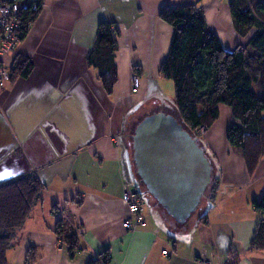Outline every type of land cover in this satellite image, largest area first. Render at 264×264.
I'll use <instances>...</instances> for the list:
<instances>
[{"label":"crops","instance_id":"0c3cea01","mask_svg":"<svg viewBox=\"0 0 264 264\" xmlns=\"http://www.w3.org/2000/svg\"><path fill=\"white\" fill-rule=\"evenodd\" d=\"M229 1L43 0L25 38L3 59L10 68L21 55L33 69L27 79L6 82L0 92V184L34 172L44 187L6 252L8 264H26L28 254L35 258L30 264H89L104 253L106 264H264V251L251 246L264 218L251 207L264 194V158L250 174L242 154L226 141V127L237 122L224 105L202 138L220 171L212 207L205 213L209 203L203 199L178 225L155 202L164 212L158 217L154 199L146 195L145 226L123 227L128 213L122 196L136 190L121 146L126 117L137 105L175 111L161 95L159 69L172 28L159 13L166 6L197 4L222 48L232 51L246 45L253 32L246 37L235 32ZM100 22L112 23L118 32L110 96L87 63ZM135 74L141 85L133 94ZM58 220L66 234L78 237L80 250L73 257L53 233Z\"/></svg>","mask_w":264,"mask_h":264},{"label":"trees","instance_id":"16d2710c","mask_svg":"<svg viewBox=\"0 0 264 264\" xmlns=\"http://www.w3.org/2000/svg\"><path fill=\"white\" fill-rule=\"evenodd\" d=\"M42 6L43 0H37L21 9L19 18L24 24L21 40ZM228 8L233 28L240 37L253 32L246 45H238L232 51L222 48L197 4L164 7L159 19L172 28V38L159 75L172 82L175 112L183 127L197 140L199 138L194 133L200 128H210L218 119L219 105L230 108L237 123L227 126L225 138L242 154L251 174L264 158V0H230ZM117 37L118 32L112 23L100 22L94 46L87 57L88 65L96 71L108 96L116 82L113 53L117 48ZM32 69L27 57L16 56L9 68L8 82L27 79ZM215 170L216 175L212 169L205 197L210 205L216 197L220 180V171ZM43 189L34 172L0 184V264H8L6 252L16 232L39 202ZM140 190L145 197V190ZM251 205L256 213L264 216V194L259 200L253 199ZM53 233L67 246L70 257L80 250L76 233L66 234L62 220L56 222ZM251 246L264 251V218L256 226ZM100 258L103 264L107 263L106 253ZM34 260L28 254L26 264ZM89 264L102 263L96 259Z\"/></svg>","mask_w":264,"mask_h":264},{"label":"water","instance_id":"95a60500","mask_svg":"<svg viewBox=\"0 0 264 264\" xmlns=\"http://www.w3.org/2000/svg\"><path fill=\"white\" fill-rule=\"evenodd\" d=\"M121 146L131 185L140 195L142 185L169 218L184 224L206 197L212 178L210 161L197 139L172 114L158 111L143 116L131 136L135 177L127 149Z\"/></svg>","mask_w":264,"mask_h":264},{"label":"built area","instance_id":"2783aa9c","mask_svg":"<svg viewBox=\"0 0 264 264\" xmlns=\"http://www.w3.org/2000/svg\"><path fill=\"white\" fill-rule=\"evenodd\" d=\"M36 1L0 0V92L4 84L8 82L9 77V67L3 59L12 54L22 41L24 24L19 18L20 11L25 5L35 4ZM140 85V78L132 75L130 78L131 93H137ZM205 130V128H200L198 132ZM122 202L126 205L128 213V218L123 222L124 229L134 231L137 227H144V200L142 196L136 190H127L122 196ZM96 259L103 264L100 257H96Z\"/></svg>","mask_w":264,"mask_h":264},{"label":"rangeland","instance_id":"374dc122","mask_svg":"<svg viewBox=\"0 0 264 264\" xmlns=\"http://www.w3.org/2000/svg\"><path fill=\"white\" fill-rule=\"evenodd\" d=\"M18 47V46H17ZM16 47V48H17ZM14 52V51H13ZM140 78V77H139ZM152 84L150 85V89H152ZM154 87V86H153ZM161 91H162V99L163 102L165 103L166 107L170 109V107H173L174 105V87L173 84L170 80H166L163 78L162 82H161ZM151 104H148L146 107H140L139 109L133 111L132 113H130L125 120L124 123V135H125V146L127 148V151L129 153V158L131 160V155H132V150H131V136L133 134V131L135 129L136 124L141 120V118L147 114H150L151 112L155 111V106H150ZM170 106V107H169ZM227 107V106H225ZM167 113L172 114L173 116H175L178 121L180 122L176 112L174 110H168L166 111ZM218 124H216L217 126ZM215 126V127H216ZM227 128V127H226ZM213 132H217L216 128L213 130ZM199 133V134H198ZM207 133V129L204 132H198L196 131L194 133V135L199 138L197 141L200 143V146L203 148V150L205 151V155L207 156V158L210 161L211 167L213 169L214 175H216V168H218V165L216 164L215 161V156L214 154L207 148V146H205L202 142H204V140L202 139L204 137V135ZM225 133V132H224ZM193 134V133H191ZM122 142V140H121ZM130 188V187H129ZM140 188L144 191V187L142 185H140ZM131 190V189H130ZM236 199H239V196H235ZM261 197L256 198V200H259ZM151 200H153L150 197ZM205 199V198H204ZM218 199V198H217ZM255 199V198H254ZM203 201V199L201 200ZM155 203V201H154ZM201 204V202H200ZM153 208H155L154 212L156 213V215H158V217L163 218V210L155 204H153L152 206ZM252 207V205H251ZM150 207L147 206H143V210L145 213L148 214ZM253 209V208H252ZM196 212V211H195ZM193 212L191 214V216L187 219V221L192 217V215L195 213Z\"/></svg>","mask_w":264,"mask_h":264}]
</instances>
